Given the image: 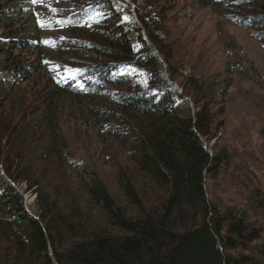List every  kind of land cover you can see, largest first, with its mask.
<instances>
[{"label": "trees", "instance_id": "1", "mask_svg": "<svg viewBox=\"0 0 264 264\" xmlns=\"http://www.w3.org/2000/svg\"><path fill=\"white\" fill-rule=\"evenodd\" d=\"M85 1L99 19L84 35L57 10L65 35L52 45L54 57L43 52L36 31L22 24L9 26L0 54L16 84L46 73L47 88L38 99L50 138L48 159L54 156L77 176L86 174L70 157L62 135L58 99L70 97L80 108L77 116L83 123L93 121L102 142L125 148L132 168L113 176L117 193L93 178L83 187L84 200H74L70 188L61 192L68 201L61 194L50 198L36 190L30 163H22L9 143L13 125L4 122L0 264H264V222L206 197L205 181L218 177L227 159L225 150L208 145L217 138L215 115L221 110L213 111L215 96L204 97L195 77L184 75L178 92L173 74L166 76L170 56L158 25L165 21L160 12L174 0H128L125 16L115 0ZM213 3L264 48V0ZM6 6L17 10V0H0V9ZM68 70L77 74L71 83ZM226 95L220 91L219 96ZM187 98L193 111L184 115L178 101L189 105ZM18 184L35 193L30 212ZM251 200L264 220V189L254 188ZM97 211L101 220L93 217Z\"/></svg>", "mask_w": 264, "mask_h": 264}, {"label": "rangeland", "instance_id": "2", "mask_svg": "<svg viewBox=\"0 0 264 264\" xmlns=\"http://www.w3.org/2000/svg\"><path fill=\"white\" fill-rule=\"evenodd\" d=\"M213 1L206 6L199 0H174L164 5L165 11L160 12V16L165 21L158 26L166 43L161 45H167L170 56L166 63L169 71L165 73L166 76L167 72L173 74L178 91L185 81L184 75L195 77L204 97L215 96L217 104L213 111L221 110L215 115L217 138L208 145L225 150L227 159L218 177L205 181L207 199L213 204L233 206L244 211L250 221L263 224L261 211L252 208L251 197L254 188L264 189V136L260 134L264 130V48L250 30L224 18ZM17 4L18 9L13 12L7 6L0 9V16L4 18L0 21V41L7 42L11 24H22L29 29L31 26L49 57H54L49 45L63 33L54 11L60 10L69 16V21L84 35L90 23L99 17L98 13L84 9L85 0H18ZM116 6L126 14V3L116 0ZM177 13L180 15L176 16ZM45 74H36L33 79L16 84L5 70L0 54V125H13L9 143L21 153L22 163H30L29 173L38 184L36 190L50 198L61 194V200L68 201V195L63 196L61 192L70 188L74 200H84V185L96 178L117 193L112 178L130 167L125 159V148H119L116 143L109 147V143L102 142L93 121L89 118L83 123L77 116L80 108L73 98L58 99L62 135L70 157L82 163L79 167L86 174L77 176L66 165H60L54 156L48 159L50 138L43 121L44 106L38 99L47 88ZM139 78L145 84L143 76ZM221 90H225L226 99L219 96ZM178 105L184 115L193 111L190 100L189 105L182 101H178ZM5 143L0 137L1 146ZM18 190L29 211L33 209L36 198L31 192L33 189L18 184ZM83 206V212L89 211ZM93 214L102 219L99 211Z\"/></svg>", "mask_w": 264, "mask_h": 264}]
</instances>
